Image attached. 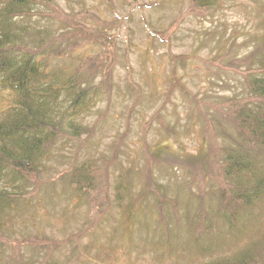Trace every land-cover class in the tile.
Wrapping results in <instances>:
<instances>
[{
  "label": "trees",
  "instance_id": "trees-1",
  "mask_svg": "<svg viewBox=\"0 0 264 264\" xmlns=\"http://www.w3.org/2000/svg\"><path fill=\"white\" fill-rule=\"evenodd\" d=\"M59 1L0 0V92L11 96L0 113V264H24L20 242H14L11 252H4L9 245L2 240L5 230L25 210L20 203L29 189L44 183L45 161L57 142L72 141L82 134L87 139L90 131L82 117L99 100V87L108 88L111 80L114 51L107 40L112 35L104 30L88 31L74 20L79 12H67ZM187 6L182 15L207 18L220 9L221 0H190ZM41 15L45 27L39 24ZM116 23L113 19L106 27ZM254 40L255 46L238 59L231 56L233 47L226 48L224 56L239 69L245 92L215 103L210 117L204 112V100L181 84L198 109L189 114L191 122L201 121L204 134L209 132L208 137L219 136L225 142L213 146L216 140L208 142L194 160L181 165L180 177L161 181L147 175L133 194L131 171L125 172L120 165L113 204L107 185L94 202L90 195L96 181L92 162L70 164L63 173L70 174L64 185L96 211L97 218L91 223L97 224L110 207H116L126 225L140 227L137 213L143 206V216L154 221L163 240L160 255L174 254L195 264L197 258H212L216 253L203 264H264V32ZM92 43L104 46L93 56L97 62L87 67L68 65L67 71L51 65L59 57L72 60L78 47ZM97 73L102 78L95 84ZM123 135H118V141ZM210 146L213 158L208 156ZM120 149L119 142L112 144L103 180L108 166L117 162ZM202 169L205 174H196ZM205 176L216 182L213 191H202L199 181ZM191 177L199 180L198 192L193 191ZM212 201L215 204L208 208Z\"/></svg>",
  "mask_w": 264,
  "mask_h": 264
},
{
  "label": "rangeland",
  "instance_id": "rangeland-1",
  "mask_svg": "<svg viewBox=\"0 0 264 264\" xmlns=\"http://www.w3.org/2000/svg\"><path fill=\"white\" fill-rule=\"evenodd\" d=\"M111 1H59L67 12H79L74 20L88 31L98 29L112 35L107 41L114 60L108 88L99 87V100L82 117L90 131L87 139L82 134L72 141L57 142L45 161L44 183L29 189L20 203L25 210L14 216L5 230L2 240L9 245L4 252H11L14 242H20L24 264H188L187 259L174 254L160 255L163 240L155 231L154 221L143 216V206L137 213L140 227L126 225L116 207H110L97 224L91 223L98 214L64 185L70 174L63 173L70 164L92 162L96 181L91 198L96 202L107 185L111 204L120 165L125 172L131 171L133 194L147 175L161 181L180 177L184 170L181 165L194 160L208 142L216 140L212 146L225 142L219 136L208 137L209 132L204 134L201 121L191 122L189 114L198 113V109L181 84L204 100V112L210 117L215 103L220 105L226 96L245 92L239 69L224 56L226 48L233 47L231 56L238 59L255 46L254 36L264 32V0H221L220 9L207 18L182 15L190 0ZM39 17L40 26L45 27L43 16ZM63 17L60 14V20ZM113 19L117 23L120 20L121 25L106 27ZM171 24L174 30L168 32ZM102 48L85 44L78 47L72 60L59 57L51 65L64 71L68 65L87 67L97 62L93 56ZM101 78L97 73L94 83ZM9 97V93L0 92V113ZM121 133L123 139L118 141ZM118 142L119 157L108 166L103 180L112 144ZM211 148L208 156L213 158ZM197 172L199 176L205 174L203 169ZM191 179L193 191L198 192L199 180ZM199 182L203 192L217 187L207 176ZM145 223L149 225L143 226ZM214 257L216 253L194 262L203 264Z\"/></svg>",
  "mask_w": 264,
  "mask_h": 264
}]
</instances>
